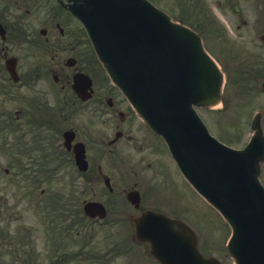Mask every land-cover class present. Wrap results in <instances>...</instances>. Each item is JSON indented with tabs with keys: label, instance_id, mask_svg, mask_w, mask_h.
Here are the masks:
<instances>
[{
	"label": "flooded vegetation",
	"instance_id": "af4514ba",
	"mask_svg": "<svg viewBox=\"0 0 264 264\" xmlns=\"http://www.w3.org/2000/svg\"><path fill=\"white\" fill-rule=\"evenodd\" d=\"M63 17L54 0H0V264H160L135 223L146 209L166 212L137 185L162 140L91 48L61 44ZM259 38L246 47H264ZM76 72L91 78L86 99ZM88 201L101 205L86 213Z\"/></svg>",
	"mask_w": 264,
	"mask_h": 264
},
{
	"label": "water",
	"instance_id": "95a60500",
	"mask_svg": "<svg viewBox=\"0 0 264 264\" xmlns=\"http://www.w3.org/2000/svg\"><path fill=\"white\" fill-rule=\"evenodd\" d=\"M71 2L114 81L166 137L188 179L231 223L229 250L237 264H264V188L257 178L264 138L257 120L250 143L235 150L210 136L196 116L191 105L216 102L221 80L199 37L146 0ZM161 220L153 217L146 225L165 264H219L166 223L150 226Z\"/></svg>",
	"mask_w": 264,
	"mask_h": 264
},
{
	"label": "rangeland",
	"instance_id": "374dc122",
	"mask_svg": "<svg viewBox=\"0 0 264 264\" xmlns=\"http://www.w3.org/2000/svg\"><path fill=\"white\" fill-rule=\"evenodd\" d=\"M194 1L196 0H157L159 6L164 7V10L167 11V13H169L172 18L177 20L181 17L179 14L180 11L190 10L191 6L189 2ZM202 1H204L207 5L205 6V9L212 15V20L216 26L214 31L210 30L209 28L201 30L203 43L209 53L217 60L220 67L225 70L226 77H229L228 82H230L229 84L228 82L226 83V88L223 95H226L227 97L231 96V99L228 100L226 106H223V104L220 103L213 108L205 107L199 109V112L209 124L212 132L226 141L233 142V144H236V146H242L246 143L250 134L252 133L250 128V119L256 110H260L262 112L261 124L264 130V94L260 93L259 91L244 93V91L240 90V86L235 83L234 78L237 76L235 72L238 70L241 72V68L243 67H246L248 72H257V66L249 68V66L240 64L239 59H242V57H238V60H236L237 51L240 50L242 56H246V53L242 51L247 50L248 47L234 46L239 44H249L251 32L246 25H243V22L247 20V7L248 2L251 0ZM231 1L235 3L238 10L230 5ZM183 5H187L188 8L184 7V9H182ZM238 23L241 26L238 27ZM257 33L260 34L261 32L258 31ZM83 41L88 43L86 38H83L81 34H78L77 47H82ZM249 82L252 83V81L248 78L247 80H243L241 78L239 81L240 84H243V87L246 86V83L249 84ZM259 83L260 79L258 78L255 83L257 89L260 85ZM245 91H248L247 88ZM165 153L166 154L163 156L162 162L165 168L168 170V183L166 184V187L174 191L180 190L185 194L190 203L188 215L190 216L189 219L191 222L192 220H198L199 223L203 225V227L206 226V223L208 225V227H205L207 230L203 232L201 236L202 247L207 252H211V247H215L210 246V244L214 242L216 247H219L220 253L218 252V255L220 256L222 263L234 264V261L229 256L225 246L227 234L229 233L226 222L217 211H215L214 214V212L211 210L213 208H211V205L204 198L198 197V195L183 177L172 157L167 151H165ZM259 176L264 184V160L260 162ZM147 189L150 188L147 187ZM198 208L202 209L198 210ZM213 222H215V227L210 228V225L212 226ZM217 242L218 244H216Z\"/></svg>",
	"mask_w": 264,
	"mask_h": 264
}]
</instances>
